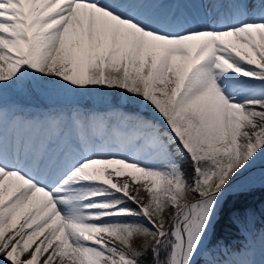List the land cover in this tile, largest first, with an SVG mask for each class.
<instances>
[{"label": "snow or ice", "instance_id": "snow-or-ice-1", "mask_svg": "<svg viewBox=\"0 0 264 264\" xmlns=\"http://www.w3.org/2000/svg\"><path fill=\"white\" fill-rule=\"evenodd\" d=\"M49 86L105 106L4 103ZM261 158L264 0H0V264H264L214 238Z\"/></svg>", "mask_w": 264, "mask_h": 264}, {"label": "trees", "instance_id": "trees-1", "mask_svg": "<svg viewBox=\"0 0 264 264\" xmlns=\"http://www.w3.org/2000/svg\"><path fill=\"white\" fill-rule=\"evenodd\" d=\"M38 90L40 89L27 88L26 95L19 96L20 101H23L21 104L31 105H17V108L22 110L25 115L30 113L28 111L39 115L40 112L46 113L59 109L58 107L63 108L75 103L96 108H103L105 106L103 97L96 93L74 96L56 89V91L59 92L57 93L58 96L52 98L47 95L46 97L42 96ZM46 90H48V88ZM47 97H49V99ZM240 209L250 210L251 214L246 225L233 222L232 217L234 212ZM262 209H264V190H257L255 193L239 199L234 198L232 195H228L224 204V210L221 212L214 226V238L231 246L238 247L243 243L244 235L242 232L245 227L250 229L253 235H255L256 231L259 229L262 223L260 222V224L256 220L262 215Z\"/></svg>", "mask_w": 264, "mask_h": 264}, {"label": "rangeland", "instance_id": "rangeland-1", "mask_svg": "<svg viewBox=\"0 0 264 264\" xmlns=\"http://www.w3.org/2000/svg\"><path fill=\"white\" fill-rule=\"evenodd\" d=\"M48 88V90H46ZM46 89L45 88H39L40 90H38V92L46 97L49 96V97H52L54 98L55 96H58L57 93H59L58 91H56V88L54 87H47ZM11 91V92H10ZM10 91H6L5 94H4V97H3V100H4V103L8 106H15V107H18L17 105H20V106H25L26 104H21V102L23 101H20L19 99V96L21 95H26V91L27 89H23V90H10ZM49 97H47L49 99ZM26 106H31V105H26ZM60 108V107H58ZM30 113H27L28 115H37L36 113H31V111H28ZM41 114V112H40ZM261 171H264V167L259 169L258 171H256V173L254 174V177H259L260 176V173ZM251 175V172L247 173L246 176H250ZM257 222H261L260 226H259V229L256 231L255 235H254V241H255V247L257 249V258L259 257V246H260V240H259V236L261 233H264V209H262V215L256 220ZM243 235H245L246 233H244V231L242 232Z\"/></svg>", "mask_w": 264, "mask_h": 264}, {"label": "bare ground", "instance_id": "bare-ground-1", "mask_svg": "<svg viewBox=\"0 0 264 264\" xmlns=\"http://www.w3.org/2000/svg\"><path fill=\"white\" fill-rule=\"evenodd\" d=\"M264 167V158H261L260 160L257 161L256 165L254 166V168L250 171L252 177H254V174L256 173V171H258L259 169ZM248 176L245 177V179H247ZM245 181L241 180L240 183L243 184ZM259 259V257H258Z\"/></svg>", "mask_w": 264, "mask_h": 264}, {"label": "water", "instance_id": "water-1", "mask_svg": "<svg viewBox=\"0 0 264 264\" xmlns=\"http://www.w3.org/2000/svg\"><path fill=\"white\" fill-rule=\"evenodd\" d=\"M235 190V189H234Z\"/></svg>", "mask_w": 264, "mask_h": 264}]
</instances>
